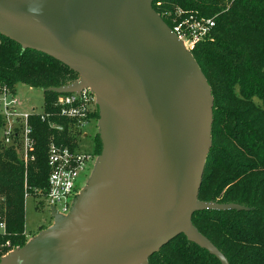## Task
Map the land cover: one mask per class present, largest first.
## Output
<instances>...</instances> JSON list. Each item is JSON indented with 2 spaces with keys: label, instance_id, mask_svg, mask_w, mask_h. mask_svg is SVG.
I'll return each mask as SVG.
<instances>
[{
  "label": "water",
  "instance_id": "1",
  "mask_svg": "<svg viewBox=\"0 0 264 264\" xmlns=\"http://www.w3.org/2000/svg\"><path fill=\"white\" fill-rule=\"evenodd\" d=\"M155 1L0 0V36L78 75L48 91L95 94L102 140L70 214L0 264H149L180 235L229 264L193 215L248 208L198 199L214 98Z\"/></svg>",
  "mask_w": 264,
  "mask_h": 264
},
{
  "label": "trees",
  "instance_id": "2",
  "mask_svg": "<svg viewBox=\"0 0 264 264\" xmlns=\"http://www.w3.org/2000/svg\"><path fill=\"white\" fill-rule=\"evenodd\" d=\"M158 2L161 7L156 12L168 25L164 15L178 8L214 21L210 36L192 51L214 98L212 147L198 199L248 208L196 212L192 222L229 264H264V0ZM77 79L75 72L57 60L23 50L19 44L0 36V89L15 93L18 83L41 89L43 113H48L53 111L59 96L48 89ZM94 118L99 122V107ZM57 121L65 126L61 134L39 116L32 117L34 160L27 166L14 147L0 140V222L6 226V233L0 234V244L9 241L13 248L25 245V192L37 197L46 192L50 138L78 148L65 122ZM101 141L98 137V143ZM98 148L96 151L93 147V155L100 154L101 146ZM149 264L220 262L180 235L151 257Z\"/></svg>",
  "mask_w": 264,
  "mask_h": 264
},
{
  "label": "built area",
  "instance_id": "3",
  "mask_svg": "<svg viewBox=\"0 0 264 264\" xmlns=\"http://www.w3.org/2000/svg\"><path fill=\"white\" fill-rule=\"evenodd\" d=\"M161 7V2L156 0L153 8ZM160 15V14H159ZM169 22V27L180 40L184 49L192 53L195 47L210 36L215 24L212 19L199 17L193 13H186L181 9L164 15ZM164 20V18L160 15ZM18 101L16 94L7 88L0 89V123L4 126L1 141L6 146L14 147L19 153L25 166L34 160L35 139L31 119L39 116L43 123L55 132L63 133L65 126L57 120L64 121L70 136L75 139L76 146L88 137L85 130L92 125L97 126L94 114L98 104L95 94L90 88L82 89L79 93L60 94L53 103V111L48 113L30 112L16 113ZM81 147V145H80ZM94 155L92 153L72 149L57 143L56 137H51L47 150V164L49 175L46 192L41 195L49 207L50 212H55L63 217L70 214L72 206L84 189L79 182L92 169ZM26 187V186H25ZM29 195L25 192V198ZM6 233V226L0 222V234ZM15 248L7 241L0 244V258L6 257Z\"/></svg>",
  "mask_w": 264,
  "mask_h": 264
},
{
  "label": "rangeland",
  "instance_id": "4",
  "mask_svg": "<svg viewBox=\"0 0 264 264\" xmlns=\"http://www.w3.org/2000/svg\"><path fill=\"white\" fill-rule=\"evenodd\" d=\"M74 82V81H73ZM71 84V83H70ZM16 99L18 104L16 106V113L26 114L30 112L41 113L43 110V91L41 89H36L29 87L27 85L18 83L15 88ZM98 125V123H97ZM4 126L0 123V140L3 137ZM97 126L92 125L87 128L85 132L88 133L90 137L97 132ZM96 130V132H95ZM86 137L81 141V147L78 146L79 150L86 151L89 153L93 152V143L90 137ZM17 152V150H16ZM18 153V152H17ZM19 155V153H18ZM97 161V160H96ZM96 162L93 163L92 169L87 173L79 182L81 187L84 188L89 182V179L94 171ZM25 199V232H24V242L25 245L32 240L34 237L39 235V233L53 225V218L47 204L43 201L41 197L35 195H30ZM19 249V248H15Z\"/></svg>",
  "mask_w": 264,
  "mask_h": 264
},
{
  "label": "flooded vegetation",
  "instance_id": "5",
  "mask_svg": "<svg viewBox=\"0 0 264 264\" xmlns=\"http://www.w3.org/2000/svg\"><path fill=\"white\" fill-rule=\"evenodd\" d=\"M96 130H97V132H96ZM96 130H95L96 133H94V135H92V137H90V136L89 137H90V140L93 143V147L96 146V151H97V148L99 146H101V151H102V141H101V144L98 143V137H100V139H101V136H99L100 135L99 122H98L97 129ZM98 150H99V148H98ZM100 154H101V152H100ZM100 154H95L94 155V162H97L96 160L98 159V157L100 156Z\"/></svg>",
  "mask_w": 264,
  "mask_h": 264
}]
</instances>
